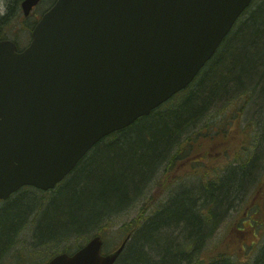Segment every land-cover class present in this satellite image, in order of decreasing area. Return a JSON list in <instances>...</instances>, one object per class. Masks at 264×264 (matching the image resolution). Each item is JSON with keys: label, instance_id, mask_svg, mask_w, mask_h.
Instances as JSON below:
<instances>
[{"label": "water", "instance_id": "water-1", "mask_svg": "<svg viewBox=\"0 0 264 264\" xmlns=\"http://www.w3.org/2000/svg\"><path fill=\"white\" fill-rule=\"evenodd\" d=\"M40 0H22L28 16ZM252 0H56L0 40V199L52 189L101 139L187 87ZM94 235L45 264H114Z\"/></svg>", "mask_w": 264, "mask_h": 264}, {"label": "trees", "instance_id": "trees-1", "mask_svg": "<svg viewBox=\"0 0 264 264\" xmlns=\"http://www.w3.org/2000/svg\"><path fill=\"white\" fill-rule=\"evenodd\" d=\"M11 13L7 11L0 16V39L5 38L3 25L12 20ZM36 21H30L31 29ZM179 96L180 103L168 109L167 103ZM253 97L262 102L263 109L260 113L252 111L248 124L242 130L237 125L234 131L241 133L246 129L249 135L244 141L248 140L254 150L244 148L249 152L241 157L236 155L232 165L217 172L205 170L196 176L198 171L193 168L213 153V144L226 142L233 136L228 135L226 123L208 122L210 112L231 109L239 99L246 100L239 108L243 110ZM171 100L128 127L104 137L74 169L73 176L81 170L83 175L82 181L72 184L80 192L77 198L68 197V207L76 214L83 212L86 220L82 223L91 225L75 232L76 235L86 240L95 227L98 231L94 234H104V228L114 226L115 216L129 211L143 198L152 201L156 174L165 175L177 164L190 162L191 178L195 177L200 187H187L181 193L176 191L177 187L173 190L168 185L164 199H156L148 208L142 206L131 220L121 224L120 236L122 239L128 236V241L114 264H264V242L252 261L241 263L237 259V250L243 241L235 235L245 238L248 228L236 226L240 221L231 226L227 224L241 190L255 188L243 204L246 210L260 204L264 189V165L257 180L253 181L249 173L264 158V116L260 115H264V0H253L192 83ZM232 117L237 115H231L229 122ZM95 161L101 163L98 171ZM92 169L98 175L90 180L88 174ZM167 177H160L161 185ZM184 181L182 177L180 185ZM27 202L29 207L21 206L20 210L6 215V209L0 211V254L17 231L24 229L27 218L21 220L27 207L29 211L32 206ZM93 215H97L94 223L91 222ZM223 224L228 225L226 239L215 241L216 231ZM32 235L35 243L37 235Z\"/></svg>", "mask_w": 264, "mask_h": 264}, {"label": "rangeland", "instance_id": "rangeland-1", "mask_svg": "<svg viewBox=\"0 0 264 264\" xmlns=\"http://www.w3.org/2000/svg\"><path fill=\"white\" fill-rule=\"evenodd\" d=\"M54 1L55 0H42L38 6L28 16L25 17L20 7L21 0L18 2L17 0H0V16L6 14L7 11L12 12V20H9L5 25H3V33L5 38L15 40L20 49L27 46L30 41V21L37 20L39 16L53 4ZM8 4L12 6L11 9ZM255 97L248 101L246 107L243 108V110L239 108L243 103L246 102V100L239 99L236 101V104L233 105V107H230L231 109L222 108L218 109L217 111L213 110L210 112L208 122L222 121L224 124L226 123L228 135L233 136H231L226 142L224 141L219 144H213L211 147L213 153L207 158L202 159V164L199 163L193 168V170L195 169L198 171L196 176L199 177L203 172H205V170H208L209 172H217L221 171V169H223L225 166L232 165L230 163L235 160L236 155L241 157V154H247V152H249V149L244 150V148H250L251 152L254 150L247 143L248 140L246 143L244 141L248 137H246V135H249L246 134L247 130L244 129V133L241 131V133H238L237 131H234V129L235 126L238 125L239 129L242 130V128L248 124V120L254 113L252 111L260 113V110L263 109L262 102ZM181 99L182 97L179 96L171 100L169 102L170 104L167 103V108L169 109L171 105L174 107L175 105L179 104ZM234 114L237 115V118L232 117L231 122H229L231 115ZM260 115L264 116L262 113ZM249 123L253 125L252 122L249 121ZM261 143L263 144V142ZM239 151L244 153H239ZM258 153L259 150L253 153V155ZM262 160L264 163V158ZM94 165L96 167L95 169L98 171L101 163L95 161ZM251 166L252 165H250V167ZM190 167V162H187L186 164H177V166L173 168L170 173H165V175L168 177L164 180L162 185L160 184L162 181L160 177L165 175L156 174L153 177L154 182L152 183V201L143 198L138 202L137 206L135 205L129 211L125 210L122 214L115 216L112 219L114 226H108L104 228V234H101L105 240L103 248L104 252L112 250L122 240L119 232L120 225L131 220L134 215H136L141 210L142 206L148 208L156 199H164V192L165 190L167 191V187L168 190L170 185V189L172 188L173 190L175 187H177L176 191L181 193H183L187 187H200V182H196L195 177L191 178V173H193V170ZM97 171L93 169L90 170L88 179L92 180L96 178L98 175ZM251 171L252 172L249 173L252 174V177L254 178L253 181L257 180L261 176L260 170L257 166H254L253 170ZM82 173V170L78 175L75 174L76 176H73L72 173L58 187L49 192H44L40 189L26 186L21 189L19 193V200H13L3 206V209L0 211L6 209V215L7 213L20 210L22 208L21 206L27 205L29 207V203L27 201L32 203L30 210L28 211L27 207V212H25V215L23 216L25 219L22 218L21 220L22 222L23 220H26V218L28 219L26 226L24 229L21 228L23 230H18V234L16 233L17 235L15 234L13 236V246L10 249H5L4 252L0 254V264H39L41 261L46 262L50 257L60 251L72 252L80 242L84 243L87 240H85V238L81 239L80 237H77L78 235L76 234L78 233L75 232H79L80 229H85L91 225L84 226L85 221L83 223L82 221L86 220L83 218L85 214L80 211L76 214V212L68 207L69 205L67 203L68 197L77 198L80 190H78V187H73L72 184L82 181ZM182 177L185 178L184 185H180ZM250 187L241 190V193L237 196L238 198L235 201V203H238L234 209L230 211V216L228 215L229 218L227 219V224L229 223V226H231L235 221H240L241 224L236 223V226L243 225L248 228L245 238H241L243 236L239 234L235 235L236 237H240L239 239H242L241 241H243V244L237 250V259L241 261V263L252 261L254 259L255 253L261 248V245L264 242V189L260 193V204L258 206H254L251 209L244 210L243 204L245 203V200H249L252 192L255 191V188ZM30 199H33V201ZM96 220L97 215H93L91 222L93 221L94 223ZM77 221L79 222V228L76 224ZM108 223L111 224V221H108ZM228 225L223 224L219 227L214 237L215 241L226 239L225 237ZM97 231L98 228L95 227L91 231L90 235L88 233L87 238H90ZM32 233L37 235V241L35 243Z\"/></svg>", "mask_w": 264, "mask_h": 264}, {"label": "flooded vegetation", "instance_id": "flooded-vegetation-1", "mask_svg": "<svg viewBox=\"0 0 264 264\" xmlns=\"http://www.w3.org/2000/svg\"><path fill=\"white\" fill-rule=\"evenodd\" d=\"M41 1H42V0H41ZM41 1H40V2H41ZM40 2H39V3H40ZM54 2H55V1H54ZM53 4H54V3H53ZM53 4H52V5H53ZM52 5H51V6H52ZM37 6H38V5H37ZM37 6H35V7L33 8V10H34ZM33 10H32V11H33ZM24 187H26V186H23V187L19 188L16 192L12 193V194H11L8 198H6V199H0V210L3 209V206L6 205V204H8L9 202H11V201H13V200H16V201L19 200V198H20V194H19V193H20L21 189L24 188ZM27 187H32V186H27ZM32 188H34V187H32ZM35 189H36V188H35ZM49 191H52V190H48V191H44V192H49ZM27 220H28V219H27ZM25 225H26V224H25ZM25 225H24V226H25Z\"/></svg>", "mask_w": 264, "mask_h": 264}, {"label": "bare ground", "instance_id": "bare-ground-1", "mask_svg": "<svg viewBox=\"0 0 264 264\" xmlns=\"http://www.w3.org/2000/svg\"><path fill=\"white\" fill-rule=\"evenodd\" d=\"M262 161H263L262 159H261V160L259 159V161L256 162L257 164L255 163V166H257L259 170H260L261 167L264 165V163H263ZM136 206H137V205H136ZM25 226H26V225H25ZM25 226H24V227H25ZM17 234H18V232H17ZM17 234H16V235H17ZM125 239H126V238H123V240H125ZM127 241H128V239L126 240V243H127ZM126 243H125V245H126ZM13 244H14V241L11 242L10 244H7V245H6V246H7L6 248L10 249V248L13 246ZM124 247H125V246H124ZM123 249H124V248H123ZM122 252H123V250H122ZM122 252H121V253H122ZM121 253L119 254V256L121 255ZM119 256L117 257V260H118ZM117 260H116V261H117Z\"/></svg>", "mask_w": 264, "mask_h": 264}]
</instances>
